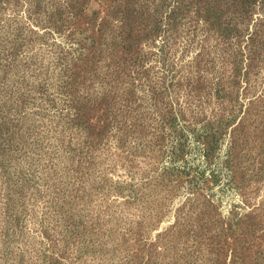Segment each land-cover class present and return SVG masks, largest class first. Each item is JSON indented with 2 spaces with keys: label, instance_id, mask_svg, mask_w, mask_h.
I'll use <instances>...</instances> for the list:
<instances>
[{
  "label": "rangeland",
  "instance_id": "obj_1",
  "mask_svg": "<svg viewBox=\"0 0 264 264\" xmlns=\"http://www.w3.org/2000/svg\"><path fill=\"white\" fill-rule=\"evenodd\" d=\"M0 264H264V0H0Z\"/></svg>",
  "mask_w": 264,
  "mask_h": 264
}]
</instances>
